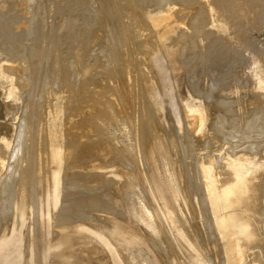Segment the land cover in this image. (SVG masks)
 Wrapping results in <instances>:
<instances>
[{"label":"rangeland","instance_id":"rangeland-1","mask_svg":"<svg viewBox=\"0 0 264 264\" xmlns=\"http://www.w3.org/2000/svg\"><path fill=\"white\" fill-rule=\"evenodd\" d=\"M5 1L8 3L7 0H0V40H1V42L2 41L4 42L5 40H7V38L11 37L12 42L14 44L20 46L21 48L23 47L25 49L27 45L28 46H34L35 47V48L33 47L34 49L40 47V48H38L39 51L33 49L34 52H36V51L40 52L41 48H44L47 45V43L52 42V44H50V46H49V44L47 46L52 47L51 49L53 50V47L54 46L56 47V45L59 41L63 42L64 39L68 38V39H70V42L72 40H74L76 42L78 40L77 38H79V36L81 35L80 31H82L84 29L82 31V35H81L82 37H80L81 41L79 38V41L76 42L77 44L74 41H72V43H69V40L67 39V41L65 40V42H67L66 44H65V42H63L64 46L66 47L65 48L62 46L63 45L62 42L58 43V45H60L62 43V45H60V47H63V48L58 50L59 53L61 50L60 55L57 54L58 48L55 49V47H54L53 52L50 53L49 52V51H51L50 48L49 47L47 48V46H46L43 49V51H44L43 53H46V50H47L48 51L47 57L48 56L49 57L46 59V57H44L43 56L44 54H43L42 58H39L40 62L35 60L36 62H38V66L40 65L39 67H40V69H42V71H43L42 73H44V69L48 70L50 68H53V69L56 68L55 67L56 64H54V63L59 64V62H56V61H60V67H61L60 71L59 70L55 71V69L54 70L51 69V71L48 70V71H50V73L52 71L56 72V75H53L54 74L53 72H52L53 74L52 73L48 74L49 72H47V70H45L47 72V73H45V75L48 74V77L50 75V78H47V76H45L43 74V77L44 76L46 77V78L44 77L45 80H48L46 82L49 83V81L51 80L54 83V81H55V83H54L55 86L58 87V84H60V87H58V89L60 88V90H62L66 86V84L69 85L68 87L73 85V86H71L73 89L69 88V89H71V93L77 92V95L84 97L83 100H85L86 103L91 104L92 101L93 102H95V101L97 102L98 100L100 101L104 92H105L104 95L105 96L107 95L109 98L110 97L109 95H111V97L113 96L111 94V92H113V91L117 92L118 88L121 90L122 88L124 89V88L129 87L130 85H128L127 87H125V85H127V82L129 83L130 80H131L130 83H132V82L134 83V82H138V80L141 81L140 79H143L146 76L148 77V79L152 77L151 78L152 81L145 78V80L147 79L148 82L150 81L149 86H152L150 88L151 89L153 88L152 90L155 89L153 91L154 92L153 97L152 96L150 97V98H152V100H150V98H149V100H147V99L146 100L149 101V104H151V101H153L154 106L152 107L153 104L149 105V106H151V108H153L151 111H154V112H155V110H154V107H155V109H157L156 110L157 113L155 112L154 114H152V112H151V115H152L151 117H153V119H154V121H152V123L153 122H155V123L153 125H151V124L149 125V130L146 129L147 132L148 131L150 133L155 132V133H153L154 135L152 134L153 137H155L154 141L147 143V142H144V140H143V142L145 144L142 142V138H141L142 135L140 136V134H142V133L139 129V125H138L139 123H137V121L135 122V120H137V118H136L137 117V115H136L137 111H140V109H138V108H135V109H137V110H135L136 114H134V117H133L135 120L132 119L133 123L135 122L137 126H134L135 123L133 124L132 122L127 123V121H125V122L113 121L111 123V127H112V130L114 128L115 131L111 130L112 132H110V134H109V139L107 140L108 142L107 141L105 142L104 137H102L104 134L101 131V129H102L101 127H100L101 129H98L97 127H95V130H92L91 129L92 126H91V128L90 129L88 128V130L90 132L93 131V133L95 131L96 136L98 138L101 137L102 140L98 139V138H92V137H91V139H92L91 140L88 137H90V136L96 137L95 134L91 135L92 132L90 133L88 130L85 131L86 133L85 132L82 133L83 130H80V132L82 134L86 135L87 133H89L90 136L88 134L86 136L82 135V138H81L82 140L81 139L80 140L83 143H86L88 140V144L89 143L91 144L89 146L91 149L88 151V153H85L84 155L82 153H79V152L73 153L72 155H70V157H68V158H70L69 159L70 161H68V158H67L66 161L64 163H62V165L64 164V166L61 165L60 166L61 168L58 167V169L60 170L59 174L60 173L62 174V175L60 174L58 177L60 180L59 182H58V178L56 180V179H54V177L52 178V176L50 177L49 175L48 176L50 178H52L53 180L51 179V181H49L50 178L46 177V179L49 178L48 181L50 183L44 182L46 180L45 176L43 178H41V175H39L40 178H39V176L37 177V173L33 172L34 168L32 169L29 167L28 168L29 173L27 175L30 174L31 178L36 179V182H37V185L35 184L33 187L34 192H35L34 194L35 195H37L39 193L40 194L37 196L38 198L35 195H33V196H35V198L33 197L34 200H33V198H31L29 201H27V203L24 204L22 199L20 200L19 195L17 194L18 195V198H17V195L14 193L17 190H21V188H19V189L17 188V190H14V192H13L15 195H13V193H12V199L15 201L7 200V201H3L4 203L2 202V204L0 202V204H1V206H0V208H1V211H0V264H232V262H234V261L238 262L239 257L237 256L236 251H234V248H233L234 243L232 244V242H234V241L236 242L238 237L234 234H232V235L229 234V235H227V238H226L225 235H223V233L218 229V226L215 223V212H211V211H213L214 204H212V206L210 205V207L207 209V208H205L206 206H204V204H203L204 202H199V201H203V200H200V199H202L203 194L201 193V191L200 192L197 191L199 189L196 187V186H198L196 183L199 184V182L201 181L200 185L202 184V180H199L201 178H199V176H198V173H199L198 163H196L197 160H195L197 157H195V156L193 157L191 155H189V156H191V157H189L187 155L185 158H187V160L190 158L191 160H189V161L193 165L190 166L191 163L189 162L190 165L188 164L187 167L190 166L191 168L189 167L187 169L188 170L192 169V170L187 172L186 171L187 169H185L186 165L184 164L185 161H184L183 156H185V154H187V153L184 150V148L186 147V134L184 132L186 124L184 123L185 122L184 120L187 119L185 117H190L191 116L190 114L194 113L192 111L203 110V111H207L208 116H210L209 117L210 119L208 121L209 125L206 124V128H205L207 130V133L211 134V132H210L211 131L210 130L211 125H214L213 122H218V120H221L223 122L224 136L235 135V134H231L235 131L237 134L236 137H238V140H240V141L236 140V143L241 144V145H238V144H235V145L242 146L243 149H242V147H238L239 149H236L237 146H234L233 148H235L237 153L239 151L240 152L238 154H236L235 150L233 151L234 153L232 152V150H230L231 152L229 151L230 152L229 154H232V153L233 154L231 156L229 155V158L230 159H232V158L241 159L242 156H250V153L248 151L251 150L249 148H252L251 154H253V155H251V156H252L254 161H250L249 157H243L241 159L242 160L241 166L243 168H245L246 170H250L249 171L250 176L252 175L253 172H255V173L259 172L257 174V176H261V177H259L260 179H258L257 190L261 189L262 186L264 189V170H263L264 165H263L262 169H259V171H254L256 169L258 170L259 164H261V166H262V164H264V161H263L264 160L263 159L264 158V147H263L264 143H262V142H264V136L261 135L264 133L263 132L259 133L260 131H264V129H263L264 126L262 127V126H260L261 124H259V123H262V119H263V123H264V118L259 119V116H260V118H261V116L263 117L264 112L263 113L261 112L262 114L258 116V118H257L258 121H257L256 125H254L256 127V129H254L255 130L254 132L257 134V136L255 133H253V129H251V130L248 129V125H249L248 123L250 122V120L248 121V118H251V116H248V115H250V114H246L247 116L246 115L243 116L244 114H242V113H246V112H241V109H243V111L249 110V111H247V113L253 112L252 110H250L249 106H251V108L253 109V106L251 104H252V102H254V99H256L258 97V95H261L262 97L260 96V98L264 99V96H263V94H264V92H263V90H264V11L263 10L264 9L262 10V8L264 7L263 6L264 4H262L263 0L255 1L257 3L253 2L255 4L250 2L251 0L246 1V2L241 0V1H243L242 3H244V2L246 3V4L244 3L242 5L243 6L242 11H241V9L238 12H234L232 10V15H234V16H235V14H240V15H236L235 17L232 15H230L231 17L228 16L229 18H231L230 19L231 23H233L232 24L233 29L231 28V25H229L230 21L227 20L228 18H227L226 13L224 14V16L227 19H225L224 17L221 19H224L227 23L221 19H218V20H221V22L223 21L224 24H228L226 27L231 29L230 32H228V33H226L227 31L221 33L222 31L219 29L220 28L219 25L221 22L218 21L219 23L216 22V24H215V22H213L214 18L210 19V21L208 19V21H207L208 23L205 22L206 24H204V26H203V24L202 25L200 24V22L202 20L201 21L197 20L196 22L200 26H198L199 28L195 27V29H197V28L200 29L201 26L206 27L205 29L203 28L204 30L196 31L198 34L196 32H194L195 29L193 31H190L191 29H193V27H194L193 25L191 26V29H189V27H188L189 30H188L187 36H185L186 35L185 30H184V32H180V33H182V35H179L178 39H176L172 42V44L173 43L175 44V45L174 44L172 45V46H174V49H175L174 53L176 54L177 59L179 58V61L175 60V62L177 61V63L174 64V69H172L173 67L171 68V66L169 65V63L167 61V57L163 58L162 55L158 56V58H157L158 60L156 58L154 60L153 57L147 58L146 55H144V58L142 60L143 55H141L142 56L141 57L142 63L140 62V59L138 56H136V57H138V60H137V58H135V56L134 57L131 56L133 52L135 54L136 53L140 54L138 50L141 51L143 49H139L138 47L143 48L141 46L146 42V41L144 42L143 41L144 39L141 38V37L144 38L146 36L143 33V32H145L143 30L144 28L141 25L139 27V24L137 23V21L139 20V23L141 24L140 20H142L143 21L142 23L145 24L146 22L144 19L146 17H143L142 15L146 16L147 15L146 12H149L148 14H150V12L152 14H154V12L157 13V11L159 12V10L161 12L163 9V6L165 5V4L164 5L161 4V2H163V1L160 2L159 0H157L159 2L158 3L155 0H150V2H149V0H144V1L143 0H134L135 2L133 3V0H130V1H132V4H131V2L129 0H128V2H127V0H124V1L123 0H34L33 3H35V4L32 3L33 6L30 9H28L29 10L28 12H30V13L26 12V10L24 9L25 8V4H24L25 0H13V1L10 0L11 2L8 4H6ZM141 1H142V3H141ZM170 1L174 3V0L173 1L170 0ZM179 1H176L175 5L177 2H178L177 5L180 4L182 6L183 4H185V3L182 4V2L184 0H181L182 2H179ZM191 1H195V0H191ZM191 1H189V2H191ZM259 1H262L260 5L258 4ZM16 2L19 3L20 5H18ZM126 2L130 6L129 8L127 6H125V5H128ZM166 2H168V0L164 1V3H166ZM184 2H186V0ZM248 2L251 3V4L249 3V5H250L249 7L252 6V9H254V12L252 11V13L250 12L251 10L250 11L247 10L249 8ZM124 3H125V5H123ZM139 3H140V5H139ZM145 3H146V5H145ZM224 3H226V1L224 2V0H219V1H217V3L215 2V5L217 4V7H218L217 10H221L219 12L218 11L215 12V15H217L218 13H221V12L223 13V11L226 10V9H223V7L227 8V6H225ZM22 4H24L23 5L24 8H23ZM133 4L135 7L132 6ZM226 4H228V2ZM256 4H258L261 7H259L257 5L256 6L257 9H255L254 6ZM4 5H5V7H11V9H12V24L8 25L7 29L2 27V25H5L7 23V19H8V15H7L6 11L1 10V9H3ZM119 5L120 6L123 5L124 9L120 7L119 11H118L117 7H119ZM171 5H173V4L171 3ZM245 5H247V6H245ZM137 6H139V8ZM159 6H160V9L158 8ZM166 6H164V7L166 8ZM111 7L113 8V11L116 12V14H115V12L112 11ZM140 7H142V9ZM130 8H131V10H130ZM134 8L136 10H134ZM151 8H153V9H151ZM157 8H158V10H156ZM31 9H33V10H31ZM120 9H123V11ZM125 9H127V10L125 11ZM128 9H129V11H128ZM243 9L246 10L247 13ZM249 9H251V8H249ZM258 9H260V10H258ZM109 10H110V12H109ZM132 10H134V11H132ZM234 10L237 11L238 9L234 8ZM255 10L258 11L259 13L256 12ZM120 11L122 12V14L119 13ZM248 11L251 14L255 13L254 15H252V16H256V18L253 17V18H255V20L260 15L262 16V18L260 16L258 18L259 20L257 19L258 22H256L257 20L254 21V19L251 18L252 17L251 15H249L247 17V15L249 14ZM31 12L33 15L31 14ZM123 12L126 14H124ZM132 12H134L133 17L138 16L139 18L143 17V19H138V18L136 19V17H135V20H137V21H135L133 24H131L134 21V18H132ZM260 12H263V13H260ZM135 13H136V15H135ZM127 14L129 15V17ZM130 14H131V17H130ZM257 14H258V16H257ZM120 15L121 16L123 15L124 19ZM33 16H34V19L36 20L35 22H34V19H32ZM237 16H240V17H237ZM243 16H246L248 19L247 18L241 19ZM102 17H103V19H102ZM23 18H24V20H23ZM117 18H121V19H118V21H117ZM129 18L130 19L132 18V20H129ZM208 18H210V17H208ZM238 18L241 19V21L237 22L236 20H238ZM249 18H250V20H253V23H251ZM40 19L43 20L44 22H41ZM103 20H105V21L103 22ZM119 20H120L121 25H122V22H124V21L125 22L123 24L125 25L126 22L128 23V20H129L130 26H128V25L122 26L123 28L121 26L119 27V25H120V24H118ZM122 20H124V21H122ZM194 20H196V18ZM211 20H212V23H210ZM243 20L244 21L247 20L248 22L246 21V23H245ZM87 21L90 22V24L92 23L91 24L92 31H91V27H89L90 25L87 24L88 23ZM193 21L191 20V24ZM28 22H30V23L28 24ZM109 22H111L113 25ZM196 22H194L195 26H197ZM254 22H256V24ZM259 22L261 24L263 23V25H261ZM73 23H75L74 26L75 25L77 26V24H78V26L80 25V28L82 30H80V28L78 26L77 27L79 29L77 28V30H76L75 29L76 26L74 27L72 25ZM135 23H137L138 25H137V28L134 29L135 31L133 30L134 32H132V29L135 27ZM223 23H222V25H223ZM257 23H259V25ZM27 24H28V26H27ZM85 24L88 25L89 29L88 28L87 29L89 31H91L90 36H88L89 31L85 28V27H87V25H85ZM108 24H110V25H108ZM208 24H210L212 28L214 27V25L215 26L217 25L216 28H218L219 30L214 29V31H213V29H212L211 30L212 32H210L211 28L210 27L207 28ZM29 25H30V27H33V28H31L32 30L34 29L32 32V35H31V33L28 34V32H27ZM133 25H134V27L131 28V31H130L132 33H128L126 30L127 29L129 30V28L132 27ZM260 25H261V27H260ZM72 26L74 27V29ZM107 26H109V27H107ZM111 26H112V28H111ZM189 26H190V24H189ZM46 27L48 30L46 29ZM124 27H126V30H125L126 35H124L123 30H122L123 32L121 31V28L124 29ZM140 28H141V30H140ZM51 29H53V30H51ZM74 30H75V33H72V31L74 32ZM119 30L123 34V38H121V39L118 37V33L120 32ZM76 31H78V32L76 33ZM110 31L114 36L117 35V37H118V38L115 37L116 40L114 42H112L114 39V36L112 37ZM206 31H209L210 33H214V35L217 34V32H215V31H218V34L216 37L220 38V39L216 40L217 38H213V37L206 38L205 34H208V32H206ZM83 32H84V34H83ZM85 33H88V34H85ZM127 33L130 34V36H127ZM184 33H185V35H184ZM200 33H202V34H200ZM57 34H59L58 35L59 37H60V35L64 34L60 38L62 40H59V37L55 36ZM68 34H70L69 35L70 37L68 36ZM73 34H78V36L75 35L74 38H72ZM107 34H108V36L110 35L109 39H107V37H108ZM131 34H132V36H131ZM222 34H223V36H222ZM232 34H234V35H232ZM65 35L67 36V38H65L66 37ZM133 35L135 37L137 36L136 37L137 41L135 40V42L132 41V43H129L128 41L131 42V40H133L135 38V37L133 39L131 38V37H133ZM220 35H221V37H220ZM224 35H226V36H224ZM84 36L86 38H84ZM105 36H107V37H105ZM180 36H182V37H180ZM184 36H185V38H184ZM201 36L202 37L204 36L203 37L204 39ZM111 37L113 39L110 40ZM124 37H127V38L130 37L128 39H131V40L127 41L126 40L127 38L124 39ZM195 37H196V39H195ZM75 39H77V40H75ZM105 39L109 40L110 42L105 40ZM122 39L125 41H121ZM138 39L139 40L141 39L143 44L141 43V41H138ZM182 39H184V41H182ZM188 39H190V40H188ZM207 39H208V41H207ZM56 41H58V42L53 45V42H56ZM88 41H90V42L87 43ZM185 41H187V42L185 43ZM214 41H216V42H214ZM44 42H45V44H44ZM175 42H177V43H175ZM180 42L182 43V45ZM79 43H81V44L79 45ZM113 43H115L118 47L119 46L122 47L121 45L123 43V45L125 44V47H127V48H125L123 46V48L119 49L117 47V49L120 51L119 52L118 50H116V47H115L116 45L114 46L115 48H112ZM67 44L70 45L69 47H70L71 54L72 53L75 54V52H74L75 49L72 52V49L74 47L77 48L76 51L79 49L78 50V52L80 51L79 53H81V52L86 53L85 54L86 56L89 54L87 57L84 54L79 55L80 60L84 59V61L88 62L87 68H85L86 64H83V63H85L84 61H82L83 65L80 62H77V61H80L79 58L77 59V57H76V56H78L79 53H76V55H73V54L71 55L69 53V49H67V47H68ZM71 44H72V46H74V45L75 46L72 47ZM184 44L185 45L190 44V45L184 46ZM215 44H217V45H215ZM238 44H239V46H238ZM246 44H248V45H246ZM51 45H53V46H51ZM88 45H90V47H88ZM110 45H112V46H110ZM129 45L132 46L133 51L131 49H130V51H128V49L131 48ZM211 45H213V46H211ZM244 45H246V46H244ZM108 46L112 48V49H110V51H111V52H109L110 54L112 52L115 53L114 50H116V53L112 54L114 56L115 55L117 56V53H118V55L119 54L121 55L122 53L124 55V53L127 52L125 55L126 58L123 56L125 59H127V60H125L123 58L124 61L122 63L124 64V66L118 60L117 61L114 60L116 57L115 58L113 57V60H112V58H111L112 55H109V54H108V56L111 58V60L107 61L108 56H107L106 50L108 48V51H109ZM133 46L135 47L134 49H133ZM215 46H217V47H215ZM221 46H223L222 49L220 48ZM79 47H84V48L80 50ZM85 47H87L88 50ZM179 47L182 48V51H180V52L178 49ZM194 47H197L198 49L197 48L194 49ZM212 47H214L215 49H211ZM241 47L243 48L242 50H241ZM21 48H20V50H21ZM183 48L187 49L184 52L185 54H187V56L182 53L184 50ZM84 49H86V51H84ZM122 49H125L124 52L122 51ZM224 49L228 50V51H225ZM237 49H238V51H237L238 53L235 51ZM66 50L68 51V54H70L69 55L71 57L70 60H68L69 58H62L64 56V55L62 56V53L64 52L66 55ZM134 50H136V51H134ZM206 50H209V51H206ZM210 50L214 51V52H211ZM121 51H122V53H121ZM143 51H141V54L145 53V52L143 53ZM178 52L181 53L180 55H183V56H178V54H179ZM49 53H50L51 57H50ZM55 53L57 54V56ZM129 53H131V54H129ZM134 53H133V55H135ZM206 53H208L209 55H207ZM68 54L66 57H69ZM205 54L207 55V57ZM219 54H221V56ZM52 55H54V57H53L54 59H52ZM82 55H84V58L81 59ZM90 55L92 56V58ZM210 55H212L213 57H211ZM105 56L107 58H105ZM55 57H58V59ZM128 57H130V58H128ZM159 57H161V59H159ZM215 57H216V59L219 58L220 61H218V59L216 60ZM49 58L52 61H50ZM72 58H74V60H72ZM101 58H103V59H101ZM110 58H108V59H110ZM182 58H184V59H182ZM238 58H239V60H238ZM44 59L46 62L47 61L49 62L50 66L47 65L48 62L46 63L44 61ZM88 59H90V60H88ZM129 59L133 63H135L136 61L137 62L139 61L138 62L139 64L136 62L138 64V66H141L142 64H144V66L142 65L141 66L142 68L137 67V64L135 63L136 64L135 66L137 68H135V66H134V69H135L134 70V69H132L133 66H131V64H133V63H129L130 66L128 63H125L127 61L129 62ZM131 59H135L136 61L134 62V60L132 61ZM144 59H146L145 61H148V60L152 61L153 60V62L151 64H149V65H152L150 68V71L148 70L150 66H148V62H147V64H145L146 62H143ZM212 59H215V60H212ZM41 60H42V62H41ZM54 60H55V62H54ZM61 60H63V63H61ZM71 60L76 62L77 66H75V63L72 64ZM247 60H249V61L247 62ZM65 61H68V63H65ZM112 61L114 62V64H116V62L118 64L120 63L119 65L122 66L123 68L120 67L119 65H117L119 68H118V70L115 69V68H117V66H114V64L111 65L110 63H112ZM180 61L184 62V64L186 63V65H184ZM96 62L98 64H96ZM105 62L108 65H110L111 67L108 66ZM42 63L45 64L46 68H44L45 66ZM50 63H52V65ZM69 63H70V65L68 68H71L70 66L74 65L70 69L72 73L60 74L62 76H64V75H66L67 77L69 76V78L64 76L65 80H67V79L69 80L68 81L69 84H68L67 81H65V80L63 81L62 78H64V77H62V76L59 77V74L57 76V72L59 71L58 73H62L61 69L62 70L67 69V71H68V68H65V69H63V68L65 67L66 64H69ZM58 64L56 65L57 67H59ZM61 64L62 65L65 64L63 68H62ZM80 64L82 66H84L85 69H88L91 66L90 67L91 71L89 69L87 71L84 68H83V70L80 69L78 67V66H80ZM89 64H91V65H89ZM92 64H93L95 69L92 67ZM103 64L104 65L106 64V66H107V68L104 66L105 67L104 70L106 71V73L102 70L103 68H101V67H103ZM126 64H128L129 68L127 66H125ZM217 64H219V65H217ZM53 65H54V67H53ZM241 65L244 67H241ZM82 66H80V67L82 68ZM145 66H148L147 71H146L148 73H146L144 70H142V69H144L143 67H145ZM178 66H180V67H178ZM233 66L235 68H233ZM73 67H75V70ZM124 67L128 70L131 69L132 72L127 73V72H130L131 70L128 71ZM77 68L79 69L78 70L79 73H78V71H77V73H75ZM112 68H114L115 70ZM139 68H141L142 71L139 70ZM120 69L123 72H124L123 69H125L127 72L122 73L121 71H119ZM136 69H138V70H136ZM235 69H237V70H235ZM112 70H114L115 72L111 73ZM133 70L136 73H139V71H140L141 73L143 72V74L146 73L149 75L144 74L145 75L144 76L143 74L141 75L139 73L140 76L139 75L138 76L140 77V79L137 80L136 79L137 75H135L136 77L133 76L134 74H136V73H134ZM173 70H174V73H173ZM232 70H235V71H232ZM73 71H74V74H73ZM83 71H85L88 74V76H85V74H84L85 72H83ZM100 71H101V74L102 75L104 74V76H106V77L100 75ZM117 71L121 72V74L123 76L125 73H127V74H125L127 76H124V78H122V75L120 73H118ZM80 72H81V74H83L86 77V78L84 77L85 79L80 74ZM107 72H109V73H107ZM226 73H228V74H226ZM70 74H72L73 77L70 78ZM78 74H80V75H78ZM89 74H91V75H89ZM95 74L97 76H100V78L96 77ZM107 74H109V75L111 74V75L109 76ZM130 74H132L131 77H130ZM225 74H226V77H225ZM30 75H32V74H30ZM51 76L52 77L55 76L53 78V80L51 79L52 78ZM74 76L77 77L78 80H80L79 84L77 83L78 80ZM79 76H80V78H79ZM93 76H95V78ZM115 76H116V79H114ZM142 76H143V78H142ZM117 77L121 78L120 81H119V78H117ZM133 77L136 80L133 79ZM59 78H60V82L58 81ZM74 78L76 80L75 82L73 80ZM82 78H83V80H82ZM127 78H131V79L129 80ZM220 78L222 79V81ZM94 79L96 81H94ZM84 80H86V81H84ZM97 80H99L98 82H100L102 84L96 83ZM127 80H129V81H127ZM246 80L249 83H247ZM56 81H58L57 82L58 84L56 83ZM157 81H158V83H157ZM61 82L62 83L66 82V84L64 83L65 84L64 87H63L64 84L61 85L62 84ZM70 82H72L74 84H72ZM83 82L84 83L86 82V83L84 84ZM106 82H108V83L106 84ZM118 82H119V84H118ZM151 82L153 84H151ZM112 83H114L115 85ZM120 83H121V86H120ZM160 83H161V85H160ZM35 84L39 85L38 82H35ZM111 84H112L113 88L111 87ZM74 85H76L77 87H80V88H77ZM84 85H85V87L83 88L82 86H84ZM86 85H87V87H86ZM133 85L135 86L136 84H133ZM253 85H255V86H253ZM55 86L53 87L51 85V82H50V87L55 89ZM115 86L117 89L114 88ZM134 86H130L127 89H130V88L134 89ZM149 86H148V91L151 90V89H149ZM239 86L241 89L239 88ZM57 87H56V89H57ZM74 87L76 88V91H73V90H75ZM107 87H109L107 89L109 93H107L106 92L107 90L104 89ZM66 88L67 87H65L64 89H66ZM100 88H103L104 91H100ZM110 88H111V91H110ZM80 89H82L81 90L83 92L82 95L78 94V92H80L79 91ZM97 89H99V90H97ZM31 90L33 91V89H31ZM31 90H29L30 92H27L26 95L33 96V93ZM67 90H68V88L65 91H67ZM143 90L145 91L144 88H143ZM257 90H259V91L257 92ZM26 91H27V89H26ZM98 91H100V92H98ZM141 91L142 90L140 89V92ZM238 91H241V92H238ZM155 92H156V94H155ZM223 92H225V93H223ZM262 92H263V94H262ZM97 93L98 94L103 93V94L101 96V94L98 95ZM221 93H223V94H221ZM138 95H139V92L136 91V96L138 97ZM31 96H30V98H31ZM80 96H79V99H80ZM89 96H90V98L88 99V101L93 99L91 102H88L86 100V97L88 98ZM95 96H96V98L97 97L98 98L96 99ZM93 97L95 98V101H94ZM208 97H210V98H208ZM235 97H239V99L236 98L237 102H236ZM73 98L76 100L75 97H73ZM82 98L80 100L83 102ZM103 98H104V96H103ZM79 99H78L79 102L77 100H76L77 102L75 101L76 107H78V109H79V106L85 105L84 102L81 104L80 103L81 101ZM105 99H106V97H105ZM208 100H210V102ZM238 101H243V102H238ZM248 101H249V104H248ZM262 101H264V100H262ZM69 102L72 103L73 101L69 100ZM96 102H95V104L97 105L98 102L97 103ZM239 103L241 105L243 103L244 107L241 106ZM45 104L48 107V104L47 103H45ZM95 104H93V106H95ZM39 105H42V104H39ZM47 107L44 109L45 111H46ZM131 107L133 109V107H135V104L133 106V103H132ZM241 107H243V108H241ZM42 108H43V106H42ZM236 108H237V110H233ZM263 108H262V110L264 111ZM41 110H43V109H41ZM82 110H84V108ZM215 110H216V112H215ZM221 110L225 111V113ZM253 110H255V109H253ZM82 112L83 111H81L80 113H82ZM234 113H239V114L237 117L236 116L233 117ZM87 114H89V113L87 112ZM187 114L190 116H187ZM215 114H216V117L213 116ZM217 114L219 116H217ZM135 115H136V117H135ZM153 115H156L157 117H155ZM216 118H219V119L217 120ZM224 119H227V120L223 121ZM231 119L233 121H231ZM240 120H242V121H240ZM157 121H158V124H157ZM247 121H248V123H247ZM117 124H118V126H117ZM88 126L90 127V125H88ZM150 126H152V128H150ZM225 126H227V127H225ZM153 127H155L154 130H152ZM260 127H261V130H260ZM231 128L233 129V131L228 132ZM257 128H259V129H257ZM239 129H240V131H239ZM243 129L246 130L245 131L246 133L242 132V131H244ZM98 131H100V134ZM248 132H250L251 134H249ZM79 133H78V135L81 136V133L80 134ZM239 133H241L243 135H240ZM100 135H102V136H100ZM119 136L121 139L119 138ZM240 136L242 138H244V136H246V137L248 136V137H251L252 139L248 138L249 139L248 140V139H246V137L244 139H242V138H240ZM253 136H254V138H253ZM260 136H262V138H260ZM41 137H42V135H40V138ZM43 139L45 140V142L48 143L47 137H44ZM85 139H86V141H84ZM95 139L96 140L98 139L97 141H100V142L97 143V141ZM122 139H124V141ZM243 140H244V143H243ZM131 141H132V144H131ZM223 142L226 144L229 143V142H226L225 139L223 140ZM94 143L97 144V146L96 145L92 146V145H94ZM141 144L143 145V148H145V149L142 148ZM183 144L185 145V147L182 146ZM245 144L248 145V146H246V149H244V146H243ZM229 145H230V143H229ZM251 145H253V146L249 147ZM220 146H221V148H220ZM222 146H225V147L223 148ZM206 147H204V148L206 149ZM213 147L216 148L217 150L218 149L221 150V152L218 151V154H221L224 151L226 152V150H227L226 145H224L221 142H219V143L217 142L216 145ZM213 147H211V148H213ZM253 147H255V148H253ZM211 148L207 147V150L211 149ZM230 148H232V147L230 146ZM259 148L261 151H259ZM94 149H95V153H94ZM97 150H99V154H98ZM187 150H189V149H187ZM201 150H204L203 147ZM207 150H205V151H207ZM244 150H246V151H244ZM255 150L258 151V153H256ZM182 152H185L184 155L182 154ZM203 152H202L200 159H198V160H200V162L202 163L203 166L206 165L207 167H209L210 164H211V166H213L212 165L213 159H211L209 157H205L207 155V153H203ZM246 152H248V153H246ZM259 152H262V153H259ZM90 153H93L94 156H91L92 154L90 155ZM226 153L222 154V157H223V161H222L223 163H221L222 165L220 164V165L215 166L216 167L215 173H217V174H215V176L217 175L216 180H218L220 183L219 184L217 181L216 187L218 189L220 188L219 190H222V189L230 186L236 180V178L234 177V176H236L234 170L231 168L227 169L228 168L226 166L227 161L225 162L226 157H224V154H226ZM75 154H76V158L71 157V156H74ZM77 154L80 155V156L78 155L79 156L78 160L81 161L80 163L75 162L76 161L75 159L78 158ZM81 154L83 157H85V155L88 154V156L86 155V158L88 159V161H85L87 159L86 158L83 159V157H81ZM144 154H147V155H144ZM203 154H205V155H203ZM95 155H96V157H95ZM255 156H256V158L254 159ZM92 157H93V159H92ZM192 157L194 158L195 162L192 160ZM204 157H205V159H204ZM18 159L20 160V158H18ZM101 159H103V160L101 161ZM113 159H115V160H113ZM82 160H84L86 165H84V162ZM91 160H93V161H91ZM73 161L75 162V164L79 163L81 167H79V164L75 165L73 163ZM14 162H15L14 163V167H15L16 166L15 164L17 163V159H15ZM143 162H145V163H143ZM193 162L196 164V166ZM252 162H254V163H252ZM18 163H17V166H19V167L14 168L15 171L17 169L21 170L20 169L21 166H20V164L18 165ZM20 163H21V161H20ZM90 163L92 164L93 167L90 166L91 165ZM132 163H133V165H132ZM187 163L188 162H186V164ZM76 166H78V167H76ZM95 166H97V167H95ZM183 166H184V168H183ZM88 167H90L91 169L89 168L90 169L89 170ZM217 167L218 168L221 167V168L218 169ZM31 169H32V173H34L35 175L34 174L32 175V173L30 172ZM87 170H89V171H87ZM184 170L186 172H184ZM35 171H36V169H35ZM194 172L196 175H192ZM190 174H191V177H190ZM67 175H68V177H67ZM19 176H18V178H19ZM32 176H34V178ZM261 178H263V180H261ZM256 179H257V177L255 178V180ZM39 180L43 183V185L46 188L43 187L42 183ZM67 180H68V182H67ZM191 181H193V182H191ZM260 181H262L263 183H260ZM51 182H53L54 184H52ZM259 183L262 186H259ZM221 184H222V186H221ZM187 185H188V187H187ZM35 186H39L40 188L42 187L41 190L43 189V193L41 194L42 191H39V193H38L37 192L38 189ZM18 187H21V186H18ZM59 187H60V189H59ZM194 187L197 189L196 191H193ZM252 188H254L253 184H252ZM44 189L45 190L47 189L48 191H45ZM190 189H191V191H190ZM70 190H71V192H70ZM75 190H77V191H75ZM262 191L264 192V190H261V191L259 190L257 192L258 193L257 196H264V194L261 193ZM193 192H195V193H193ZM49 193H50V195H49ZM199 193H201V194H199ZM47 195H49V196L47 197ZM51 195H53V196L50 197ZM14 196H16V197H14ZM129 196H130V198H128ZM130 199H133V200H130ZM259 199H257L258 200L257 202L255 201L257 204H259V206H257V208H256L255 207L256 205H254L255 209H257V210H255L257 212V214H259V212L262 211L264 208L263 207L264 205L261 206L262 202L260 203V201H263L264 199H262V200L260 199V201H259ZM134 200H136V201H134ZM33 201H34V203H33ZM7 202L9 203V205ZM125 202H127V203H125ZM11 204L13 205V207ZM34 207H35V209H34ZM7 209L10 211H8ZM206 210H207V212H206ZM236 210H239V209H236ZM260 213H262V212H260ZM263 213H264V210H263ZM258 216H259V219L262 216V219L261 220L257 219V222H256V220L255 221L253 220L254 222H253V224L250 225V227H249L250 229L248 230L249 235L247 234L248 236H251V239L253 238V240L249 241V240H245V238H242L239 240L240 246H241V248L243 250V254H244V258H243V261L241 264H264V249H263L264 248L263 247L264 246V232H263L264 230H261V229H264V228H261V227H264V222H263L264 215L262 214V215H258ZM258 216H256V217L258 218ZM209 217L211 219H209ZM206 221H207V223H206ZM209 222L212 224H210ZM259 222H261V223H259ZM208 224H210V226H208ZM254 224L256 225V227ZM258 224H261V227L259 229L260 231L258 230V228H259V226H257ZM209 227H211V228H209ZM210 229H214V230H211L213 233H211ZM216 231H217V233H216ZM261 232L263 233V235ZM258 234H261V235H258ZM259 236H261V237H259ZM210 237H213L214 240H213V238L208 239ZM221 238H223V239H221ZM224 240H226V241H224ZM229 241H231V243H228ZM223 243H225V244H223ZM256 243H257V246H256ZM258 244H259V246H258ZM260 244H261V247H260ZM221 246H223V247H221ZM170 249L172 251H169ZM221 249H223L224 253L222 252ZM227 250H229V251H227ZM236 258H237V260H236Z\"/></svg>","mask_w":264,"mask_h":264},{"label":"bare ground","instance_id":"bare-ground-1","mask_svg":"<svg viewBox=\"0 0 264 264\" xmlns=\"http://www.w3.org/2000/svg\"><path fill=\"white\" fill-rule=\"evenodd\" d=\"M8 1V3H10L11 1H13V0H7ZM124 1V0H123ZM130 1V0H129ZM144 1V0H143ZM156 2H158L157 0H155ZM160 2L161 1H163V2H161V4H165L164 6H166L167 4V6H166V8L163 6V9H162V11L160 12V10H159V12L157 11V13L156 12H154V14H152L151 12H150V14H148L149 12H146L147 13V15L145 16V15H142L143 17H146L144 20H145V24H143L142 22V20H140V22H141V24L139 23V20L137 21V20H135V17L136 16H134L133 17V13L134 12H132V18H134V21L131 23V24H133L135 21H137V23L139 24V27H140V25L144 28H142L145 32H143L144 33V35H146L144 38L143 37H141L142 39H144L143 41L145 42L144 44L142 43V41H141V39L139 40L138 39V41H141V43L143 44H141L142 46L141 47H143V48H140V47H138L139 49H143V50H141V51H143V53L144 54H141V51L140 50H138L139 51V53L140 54H138V53H134L135 55H133V53H132V55L131 56H135V58H137V60H138V57H139V59H140V62L142 63V60H143V58H144V55H146L147 56V58L148 57H153L154 58V60H155V58L157 59L158 58V56H160V55H162V57L164 58V57H167V61H168V63H169V65L171 66V68L172 69H174V64L175 63H177V61H179V58L177 59V56H176V54L174 53V46H172L173 44H172V42L174 41V40H176V39H178V37H179V35H182V33H180V32H184V30H185V33H186V35H185V33H184V35L185 36H187V34H188V30L189 29H191V26L193 25L194 27H193V29H191L190 31H193L194 29H195V27H198V26H200V25H198L197 24V20H199V21H201L200 22V24L202 25L203 24V26H204V24H206V23H208L207 21H208V19H209V21H210V19H212V18H214V20H213V22H215V24H216V22L217 23H219V22H221V20H223V21H225L224 19H221V18H225V19H227V20H229L230 21V19L231 18H229V17H231L230 15H232V10L234 11V12H238L240 9H241V11H242V5L246 2V1H250V0H243V1H245L244 3H242L243 1H241V0H224V2L226 1V3L228 2V4H226V3H224V5L225 6H227V8L225 7H223V9H226L225 11H223V13L221 12V13H218L217 15H215V12H219V11H221V10H217V4L215 5V2L217 3V1H219V0H195V1H191V0H186V2H182L181 0L179 1V0H174V3L173 2H171L170 0H168V2L170 3H172L173 5H171V3L169 4L168 2H166V3H164V1L165 0H159ZM173 1V0H172ZM176 1H179V2H182V4L183 3H185V4H183L182 6L179 4V5H177V3H176V5H175V2ZM189 1H191V2H189ZM255 1H257V0H251L250 2H255ZM6 2V1H5ZM19 2V1H18ZM24 2V1H23ZM34 2V0H25V2H24V4H25V8H24V4H22V6H23V8L26 10V12H28L29 10L28 9H30L33 5H32V3ZM127 2H128V0H127ZM126 2V3H127ZM131 2V4H132V1H130ZM135 1L133 0V3H134ZM146 2V1H145ZM149 2H150V0H149ZM250 2H248V7L250 6L249 5V3ZM261 2L262 1H259V5L261 4ZM263 2H264V0H263ZM262 2V4H264ZM7 2H6V4H8ZM17 3V2H16ZM21 3V2H20ZM122 3V2H121ZM141 3H142V1H141ZM159 3V2H158ZM255 3H257V2H255ZM255 3H253V4H255ZM18 5H20L19 3H17ZM33 4H35V3H33ZM41 4V3H40ZM128 4V3H127ZM130 4V5H131ZM136 4V3H135ZM246 4V3H245ZM251 4V3H250ZM258 4H256L255 6H254V8L255 9H257L256 8V6L258 5ZM42 5V4H41ZM44 5V4H43ZM123 5H125V3L123 4ZM123 5L122 6H120L119 5V7H117L118 8V11H119V8L121 7V8H123L124 9V7H123ZM139 5H140V3H139ZM143 5V4H142ZM141 5V6H142ZM145 5H146V3H145ZM258 5V6H259ZM52 6V5H51ZM125 6H127L128 8L130 7L129 6V4L128 5H125ZM132 6H134V4L132 5ZM131 6V7H132ZM245 6H247V5H245ZM244 6V7H245ZM264 6V5H263ZM262 6V7H263ZM39 7V6H38ZM135 7V6H134ZM138 8H139V6H137ZM182 7V8H181ZM259 7H261V6H259ZM112 8V7H111ZM141 9H142V7H140ZM159 9H160V6L158 7ZM158 8L156 9V10H158ZM234 8H237L238 10L237 11H235L234 10ZM249 8H251V9H249ZM247 10H251L250 12L252 13V11L254 12V9H252V6L251 7H249ZM11 9V7H5V5H4V7H3V9H1V10H3V11H6V13H7V15H8V19H7V23L5 24V25H2V27L3 28H6L7 29V27H8V25H10V24H12V9ZM116 9V8H115ZM123 9H120V10H122L123 11ZM133 9V8H132ZM151 9H153V8H151ZM264 9V7L262 8V10ZM31 10H33V9H31ZM50 10V9H49ZM127 9H125V11H126ZM130 10H131V8H130ZM134 10H136L135 8H134ZM134 10H132V11H134ZM244 10V9H243ZM258 10H260V9H258ZM112 11H113V8H112ZM124 11V12H125ZM128 11H129V9H128ZM143 11V10H142ZM244 11H246V10H244ZM243 11V12H244ZM249 11H248V13H249ZM256 11V10H255ZM264 11V10H263ZM109 12H110V10H109ZM113 12H115V11H113ZM123 12V13H124ZM131 12V11H130ZM242 12V13H243ZM256 12H258V11H256ZM28 13H30V12H28ZM119 13H121L122 14V12L120 11ZM144 13V12H143ZM145 13V14H146ZM156 13V14H155ZM226 13V15H227V18L224 16V14ZM228 13V14H227ZM246 13H247V11H246ZM251 13H249L248 15H247V17L249 16V15H254L255 13H253V14H251ZM259 13V12H258ZM260 13H263V12H260ZM31 14H32V12H31ZM37 14V13H36ZM115 14H116V12H115ZM124 14H126V13H124ZM141 14V13H140ZM30 15V14H29ZM33 15V14H32ZM128 15V14H127ZM126 15V16H127ZM135 15H136V13H135ZM236 15H240V14H235V16ZM24 16V15H23ZM35 16V15H34ZM34 16L32 17V19H34ZM45 16V15H44ZM121 16V15H120ZM119 16V17H120ZM125 16V15H124ZM140 16V15H139ZM141 16V17H142ZM229 16V17H228ZM232 16H234V15H232ZM234 16V17H235ZM257 16H258V14H257ZM261 16V15H260ZM259 16V17H260ZM30 17V16H29ZM110 17V16H109ZM122 18H123V15L121 16ZM128 17H129V15H128ZM130 17H131V14H130ZM143 17L142 18H139L138 16L136 17V19L138 18V19H143ZM208 17H210V18H208ZM237 17H240V16H237ZM236 17V18H237ZM246 16H243L241 19H245V18H247ZM253 17H255L256 18V16H252L251 18H253ZM258 17V18H259ZM14 18V17H13ZM26 18V17H25ZM28 18V17H27ZM36 18V17H35ZM38 18V17H37ZM111 18V17H110ZM132 18L130 19L129 18V20H132ZM196 18V20H194V19ZM202 18V19H201ZM255 18H253L254 19V21H256L255 20ZM261 18H262V16H261ZM31 19V18H30ZM42 19V18H41ZM40 19V20H41ZM100 19V18H99ZM102 19H103V17H102ZM101 19V20H102ZM108 19V18H107ZM118 19H121V18H117V21H118ZM124 19V18H123ZM218 19H221V20H218ZM241 19H239L238 18V20H236L237 22H239V21H241ZM248 19V18H247ZM23 20H24V18H23ZM111 20V19H110ZM128 20V23L126 22V24L124 25L123 23L125 22L124 20H122V21H124V22H122V25H121V23H120V20H119V23L118 24H120L119 25V27L121 26H130L129 25V21ZM191 20L193 21L192 22V24H191ZM249 20H250V18H249ZM259 20V19H258ZM258 20L256 21V22H258ZM262 20V19H261ZM260 20V21H261ZM29 21V20H28ZM36 20L34 19V22H35ZM38 21V20H37ZM97 21V20H96ZM105 20H103V22H104ZM112 21V20H111ZM219 21V22H218ZM223 21L220 23V30L222 31H220L221 33H223V32H226V33H228V32H230V30L231 29H229V28H227L226 26L228 25V24H224L223 23ZM228 21V22H229ZM235 21V20H234ZM244 21V20H243ZM247 21V20H246ZM246 21H244L245 23H246ZM251 21V23H253V20H250ZM249 21V22H250ZM263 21V20H262ZM261 21V22H262ZM41 22H44L43 20H41ZM88 22V21H87ZM194 22H196V25L197 26H195L194 25ZM206 22V23H205ZM226 22V21H225ZM248 22V21H247ZM256 22H254L255 24H256ZM30 22H28V24H29ZM107 23V22H106ZM109 23H111V22H109ZM137 23H135V27H134V25L132 26V27H128L129 28V30L127 29L126 30V27H124V29H122L121 28V31L124 33V35H126L125 34V32L127 31L128 33H132V32H134L135 30V28H137ZM199 23V22H198ZM210 23H212V20H211V22ZM222 23H223V25H222ZM227 23V22H226ZM260 23V22H259ZM259 23H257L258 25H259ZM28 24H27V26H28ZM74 24L75 23H73L72 25L74 26ZM77 24V23H76ZM87 24H89L90 26L89 27H91V24H90V22H88ZM87 24H85V25H87ZM97 24V23H96ZM112 24V23H111ZM116 24V23H115ZM189 24H190V26H189ZM232 24L233 23H231V21H230V23H229V25H231V28H232ZM242 24V23H241ZM261 24V23H260ZM35 25V24H34ZM108 25H110V24H108ZM113 25V24H112ZM210 24H208L207 25V28L208 27H210L211 29H210V32H212L211 30L213 29V31H214V29L215 30H219L218 28H216V26L214 25V27L212 28L211 27V25L209 26ZM239 25V24H238ZM243 25V24H242ZM261 25H263V23L261 24ZM261 25H260V27H261ZM46 26V25H45ZM72 26V27H73ZM76 26V25H75ZM74 26V27H75ZM77 26H78V24H77ZM75 27V29L77 30V28L79 27L80 28V25L78 26V27ZM94 26V25H93ZM115 26V25H114ZM117 26V25H116ZM203 26H201V28L200 29H195V31L194 32H196V31H200V30H204L206 27H203ZM213 26V25H212ZM254 26V25H253ZM252 26V27H253ZM257 26V25H256ZM49 27V26H48ZM74 27H73V29H74ZM107 27H109V26H107ZM118 27V28H119ZM134 27V28H133ZM138 27V28H139ZM188 27H189V29H188ZM230 27V26H229ZM23 28V27H22ZM28 28V27H27ZM31 28H33V27H30V25H29V28L27 29L28 31V34H30L31 33V35H32V32H33V30L31 29ZM37 28V27H36ZM78 28V29H79ZM86 29L88 28V25H87V27H85ZM97 28V27H96ZM111 28H112V26H111ZM131 28H133L132 29V32H130L131 31ZM141 28H140V30H141ZM204 28V29H203ZM227 28V29H226ZM46 29H47V27H46ZM55 29V28H54ZM85 29V30H86ZM89 29V28H88ZM87 29V30H88ZM110 29V28H109ZM120 29V28H119ZM229 29V30H228ZM233 29V28H232ZM23 30V29H22ZM44 30V29H43ZM48 30V29H47ZM51 30H53V29H51ZM80 30H82L81 28H80ZM84 30V29H83ZM82 30V31H83ZM115 30V29H114ZM126 30V31H125ZM134 30V31H133ZM142 30V31H143ZM187 30V31H186ZM209 30V29H208ZM225 30V31H224ZM79 31V30H78ZM78 31H76V33L78 32ZM82 31H80L81 32V35H82ZM89 31V30H88ZM91 31H92V27H91ZM91 31H89L88 33H85V34H88V36H90V33H91ZM116 31V30H115ZM120 31V30H119ZM119 32L118 33V37L121 39V38H123V34H122V32ZM79 32V33H80ZM86 32V31H85ZM202 32V31H201ZM204 32V31H203ZM206 32H208V34H205V36H206V38H211V37H213V38H217L216 36H217V34H218V31H215V32H217V34L216 35H214V33H210L209 31H206ZM42 33V32H41ZM72 33H75V30H74V32L72 31ZM78 33V34H79ZM110 33H111V31H110ZM127 33V36H130V34H128ZM136 33V32H135ZM134 33V34H135ZM197 33V32H196ZM36 34V33H35ZM46 34V33H45ZM71 34V33H70ZM70 34H68V36L70 35ZM78 34H73L72 35V38H74V36L76 35V36H78ZM83 34H84V32H83ZM116 34V33H115ZM192 34V33H191ZM195 34V33H194ZM198 34V33H197ZM200 34H202V33H200ZM225 34V33H224ZM237 34V33H236ZM34 35V34H33ZM59 34H57V35H55L56 37H59L58 36ZM64 35V34H63ZM63 35H60V37H59V40H62V39H60L61 38V36H63ZM79 36V38L80 37H82V36ZM111 35H112V37L114 36L112 33H111ZM121 37H120V36ZM143 35V36H144ZM204 35V34H203ZM229 35V34H228ZM232 35H234V34H232ZM30 36V35H29ZM66 36V35H65ZM64 36V37H65ZM107 36H108V34H107ZM107 36H105V37H107ZM110 36V35H109ZM109 36L107 37V39H109ZM131 36H132V34H131ZM185 36H184V38H185ZM199 36V35H198ZM208 36V37H207ZM222 36H223V34H222ZM224 36H226V35H224ZM32 37V36H31ZM45 37V36H44ZM53 37V36H52ZM70 37V36H69ZM110 38V40L111 39H113V38ZM115 37H117V35L116 36H114V39H113V41L112 42H114L116 39H115ZM117 37V38H118ZM135 36L133 35V37H131L132 39L134 38ZM137 37V36H136ZM134 38L133 40H131V39H128V38H130V37H124V39L125 38H127L126 40L128 41V40H131V42L130 41H128L129 43H132V41L133 42H135V40L137 39V38ZM180 37H182V36H180ZM202 37V36H201ZM204 37V36H203ZM202 37V38H203ZM220 37H221V35H220ZM235 37V36H234ZM42 38V37H41ZM63 38V37H62ZM65 38H67V36L65 37ZM79 38H77V39H75V40H77V41H79ZM84 38H86L85 36H84ZM92 38V37H91ZM139 38V37H138ZM223 38V37H222ZM37 39V38H36ZM50 39V38H49ZM52 39V38H51ZM56 39V38H55ZM58 39V38H57ZM68 39V38H67ZM67 39H64L63 40V42H65V40L67 41ZM107 39H105V40H107ZM119 39V40H120ZM181 39V38H180ZM195 39H196V37H195ZM204 39V38H203ZM218 39H220V38H217L216 40H218ZM225 39V38H224ZM54 40V39H53ZM58 40V41H59ZM69 40V43H72V41H74V40H72L71 42H70V39H68ZM89 40V39H88ZM118 40V39H117ZM186 40V39H185ZM188 40H190V39H188ZM192 40V39H191ZM25 41V40H24ZM58 41H56V42H53V45L55 44V43H57ZM76 41V42H77ZM80 41H81V38H80ZM86 41V40H85ZM92 41V40H91ZM107 41H109V40H107ZM121 41H125V40H121ZM126 41V42H127ZM137 41V40H136ZM182 41H184V39H182ZM207 41H208V39H207ZM240 41V40H239ZM27 42V41H26ZM46 42V41H45ZM45 42H44V44H45ZM59 42H62V41H59ZM58 42V43H59ZM62 42V43H63ZM75 42V41H74ZM75 42V43H76ZM90 41H88L87 43H89ZM110 42V41H109ZM187 41H185V43H186ZM190 42V41H189ZM214 42H216V41H214ZM40 43V42H39ZM58 43H57V45H56V47H55V49H57V52H58V50L59 49H61V48H63V47H65L64 46V43H63V45H62V43L60 44V45H62L63 47H60V45H58ZM67 42H65V44H66ZM68 43V44H69ZM86 43V44H87ZM125 43V42H124ZM137 43V42H136ZM175 43H177V42H175ZM181 43V42H180ZM184 43V42H183ZM213 43V42H212ZM237 43V42H236ZM49 44V46H50V44H52V42H50V43H47V45ZM67 44V45H68ZM77 44V43H76ZM81 43H79V45H80ZM85 44V45H86ZM134 44V43H133ZM132 44V45H133ZM138 44V43H137ZM179 44V43H178ZM205 44V43H204ZM249 44V43H248ZM248 44H246V45H248ZM46 45V46H47ZM53 45H51V46H53ZM66 45V46H67ZM116 44L115 43H113V47L112 48H115L116 47V50H118L117 49V45L115 46ZM127 45V44H126ZM135 45V44H134ZM139 45V44H138ZM175 45V44H174ZM181 45H182V43H181ZM189 46L190 44H184V46ZM197 45V44H196ZM214 45V44H213ZM213 45H211V46H213ZM215 45H217V44H215ZM225 45V44H224ZM223 45V46H224ZM243 45V44H242ZM246 45H244V46H246ZM19 48H17V47ZM26 46V45H25ZM44 46V45H43ZM45 46V47H46ZM49 46H47V48L49 47ZM60 48H59V47ZM70 45H68V47H67V49H69V53L71 54V51H70V47H69ZM71 46H72V44H71ZM75 46V45H74ZM74 46H72V47H74ZM87 46V45H86ZM110 46H112V45H110ZM115 46V47H114ZM122 47H118L119 49L120 48H123V46L125 47V44L123 45V43H122V45H121ZM130 46V45H129ZM128 46V47H129ZM136 46V45H135ZM183 46V47H184ZM198 46V45H197ZM210 46V45H209ZM223 46H221L220 48L222 49V47ZM228 46V45H227ZM238 46H239V44H238ZM34 46H26V48L24 49L23 47L21 48L20 46H18V45H16V44H14L13 42H12V38L10 37V38H7V40H5L4 42L2 41L1 42V40H0V202H1V204H2V202L3 201H7V200H13L12 199V193L14 192V190H17V188L19 189V188H21V190H17V191H15L14 193L17 195H19V198H20V200L22 199V201H23V203L25 204V203H27V201H29L31 198H35V196L37 197L40 193H39V191H42L41 192V194L43 193V189L41 190V188L39 187V186H35V187H37V192L39 193V194H37V195H35L34 193V185L36 184L37 185V182H36V179H32L31 178V175L29 174V175H27L29 172H28V168L30 167V168H34V170H33V172H36L37 173V177L39 176V175H41V178H43L44 176H45V179H46V177H51L52 176V178L54 177V179H56L57 180V178L59 177V175L61 174H59V169H58V167H60L61 165H62V163H64L65 161H66V159L68 158V157H70V155H72L73 153H82L83 155L85 154V153H88V151L91 149L89 146L91 145L90 143L88 144V140H87V142L86 143H83L81 140V138H82V135H84V136H86L87 134L89 135V133H87L86 135L85 134H82L83 132H85V131H87L88 130V128L90 129L91 128V126H92V130H95V127H97L98 129H101V131L103 132V136L102 135H100V136H102V137H104V140H105V142L109 139V134H110V132H112V131H115L114 130V128H113V130H112V127H111V123L113 122V121H116V122H125V121H127V123L128 122H132L133 123V121H132V119L133 120H135L133 117H134V114H136V112H135V110H137V109H135V108H138V109H140V111H137V117H136V115H135V117L137 118V120H135V122L137 121V123H139L138 125H139V129H140V131H141V133L142 134H140V136L142 135V142H143V140H144V142H153L154 141V138L155 137H153V133H155V132H153V133H150L149 131L147 132V130L146 129H148L149 130V125L151 124V125H153L155 122H153L152 123V121H154V119H153V117H151L152 115H151V112H152V114H154L155 112L157 113V109H155V107H154V110H155V112L154 111H151L153 108H151V106H149V105H152V107L154 106V103H153V101H151V104H149V101H147V100H149V98L152 96L153 97V91L155 90H152L150 87H152V86H149V84H150V81L148 82V80H151L152 81V77L151 78H149L148 79V77L146 76V77H144L143 78V76H142V78L143 79H140V74L142 75L143 74V72L141 73L140 71H139V73H136L134 70V66L139 62H137L135 59H131L132 61L134 60V62L136 63H133V62H131L130 61V59H129V62L127 61V62H125V63H133V64H131V66H133L132 67V69H134L133 71H134V73H136V74H134L133 76L134 77H136L135 75H137V80L138 79H140L141 81H139L138 80V82H132V83H130V79L131 78H127V79H129V80H127V81H129V83L127 82V85H125V87H127L128 85H130V86H134L133 84H136L135 86H134V89L132 88H130V89H127V88H129V87H127V88H122L121 90L118 88V90H117V92L116 91H113V92H111V94L113 95L112 97H111V95H109L110 97L108 98V96L106 95H104L105 94V92H104V94L103 93H100L101 94V96H102V94H103V96H104V98H103V96H102V98L104 99H100V101L98 100L97 102H98V104L96 105L95 104V98H96V96H95V98H94V101L95 102H93L92 100H90V101H88V99L90 98V96L87 98L86 97V100L88 101V102H91L92 101V103L91 104H89V103H86V101L85 100H83L84 99V97L83 96H80V95H77V92H75V93H71V89H73L71 86H73V85H71L70 87H68L69 85H67L66 84V82H64L65 84H66V86H65V84L64 83H62L64 80H65V77L64 76H66V75H64V76H62V75H60V74H64V73H72L71 72V68H72V66H74V65H71L70 67L71 68H68L69 67V65H70V63L69 64H61L62 65V68L64 67V65H65V67L63 68V69H65V68H68V71H67V69H65V70H62L61 69V71H62V73H58L59 71H60V61H56V62H59V64L58 63H54V64H58L59 65V67H57L56 65H55V67L57 68H54L55 69V71L56 70H59L58 72H57V76H58V74H59V77L60 76H62V77H64V78H62L63 79V81L61 82L62 84L61 85H63V87L65 86V87H67L68 88V90L67 91H65L66 89H62V90H60V88L58 89V87H60V84H58L57 82L59 81L60 82V78H59V80L58 81H56V83L58 84V87L57 86H55V81H54V83H53V81H51L50 79V81H49V83L48 82H46V81H48V80H45V76H47V78H50V75H49V77H48V74H51L50 73V71H51V69H53V68H50V69H48V70H50V71H48L47 69H44V73H42L43 71H42V69H40V65L38 66V62H40L39 61V58H42V55L44 56V57H46V59L49 57H47V50H46V53H43L44 51H43V49L45 48H41V50H40V52H34V50H38V48H40V47H38V48H36V49H34L33 48ZM37 47V46H36ZM54 47H53V50H54ZM71 47V48H72ZM77 47V46H76ZM88 47H90V45H88ZM109 47V46H108ZM131 48H129L128 49V51H130V49L132 50V46H130ZM199 47V46H198ZM215 47H217V46H215ZM232 47V46H231ZM230 47V48H231ZM20 48H21V50H20ZM50 48V50L51 51H49L50 53L51 52H53V50L51 49L52 47H49ZM66 48V47H65ZM80 48V50L81 49H83L84 47H79ZM86 49H87V47H85ZM111 47H109V51H108V48H107V56H108V54L109 55H112L114 52H112L111 54L109 53V52H111L110 51V49H112ZM125 48H127V47H125ZM135 47L133 46V49H134ZM137 48V49H138ZM177 48V47H176ZM189 48V47H188ZM191 48V47H190ZM195 48H197V47H194V49ZM209 48V47H208ZM219 48V49H220ZM229 48V49H230ZM34 49V50H33ZM74 49H75V51H74ZM76 49L77 48H73L72 49V52L74 51L75 52V54H73V55H76V53H79L78 52V50L76 51ZM86 49H84V51H86ZM179 49V52L180 51H182V48H178ZM181 49V50H180ZM184 50H183V54H185L184 52H185V50H187L186 48H183ZM198 49V48H197ZM196 49V50H197ZM211 49H215L214 47H212ZM228 49V48H227ZM243 48L241 47V50H242ZM247 49V48H246ZM251 49V48H250ZM64 50V49H63ZM62 50V51H63ZM88 50V49H87ZM114 50V49H113ZM112 50V51H113ZM116 50H114L115 51V53H116ZM124 50L125 49H122V51L124 52ZM218 50V49H217ZM225 50V49H224ZM39 51V50H38ZM83 51V52H84ZM119 51V50H118ZM117 51V52H118ZM122 51H121V53H122ZM127 51V50H126ZM133 51V50H132ZM134 51H136V50H134ZM177 51V50H176ZM203 51V50H202ZM206 51H209V50H206ZM211 51V50H210ZM219 51V50H218ZM217 51V52H218ZM225 51H228V50H225ZM236 52L238 51V49L237 50H235ZM234 51V52H235ZM261 51V50H260ZM55 52V51H54ZM56 52V53H57ZM92 52V51H91ZM90 52V53H91ZM94 52V51H93ZM120 52V51H119ZM178 52V53H179ZM211 52H214V51H211ZM222 52V51H221ZM224 52V51H223ZM50 53H49V55H50ZM55 53V54H56ZM60 53H61V50H60ZM60 53L58 52L57 54H59L60 55ZM64 53V52H63ZM62 53V58H69L68 60H70L71 59V57L69 56L70 54H68V51L66 50V55H65V53L63 54ZM106 53V52H105ZM114 53V54H115ZM126 53L127 52H125L124 53V55H123V53L120 55H118V53H117V56L115 55H112V60H113V57L115 58L114 60H118L119 62H123L124 61V59L126 58ZM209 53V52H208ZM208 53H206L207 55H209ZM232 53V52H231ZM238 53V52H237ZM236 53V54H237ZM260 53V52H259ZM57 54H56V56H57ZM67 54H68V56L69 57H66L67 56ZM71 54V55H72ZM80 54H86V53H79L78 54V56H76L77 57V59L79 58V55ZM95 54V53H94ZM129 54H131V53H129ZM148 54V55H147ZM181 53H179L178 54V56H183V55H180ZM205 54V55H206ZM46 55V56H45ZM84 55H82L81 56V59L82 58H84ZM89 55V54H88ZM87 55V56H88ZM106 55V54H105ZM141 55H143V57L141 56ZM186 56H187V54H185ZM204 55V56H205ZM207 55H206V57H207ZM213 55V54H212ZM212 55H210L211 57H213ZM220 56H221V54H219ZM224 55V54H223ZM239 55V54H238ZM260 55V54H259ZM258 55V56H259ZM86 56V55H85ZM86 56V57H87ZM91 56V55H90ZM125 58H124V57ZM136 56H138V57H136ZM145 56V57H146ZM232 56V55H231ZM263 56V55H262ZM50 57H51V55H50ZM54 57V55H52V59H54L53 58ZM59 57V56H58ZM58 57H55V58H57L58 59ZM60 57V58H61ZM74 57V56H73ZM75 57V58H76ZM132 57V58H133ZM141 57H142V60H141ZM196 57V56H195ZM223 57V56H222ZM238 57V56H237ZM242 57V56H241ZM91 58H92V56H91ZM96 58V57H95ZM105 58H107L106 56H105ZM108 58H110L109 56H108ZM107 58V61H109V60H111V58L110 59H108ZM124 58V59H123ZM128 58H130V57H128ZM146 58V59H147ZM181 58V57H180ZM240 58V57H239ZM239 58H238V60H239ZM101 59H103V58H101ZM146 59H144V61L143 62H146L145 64H147V62H148V66H150L149 67V71H150V68H151V66L152 65H149V64H151L152 62H153V60L152 61H145ZM159 59H161V57H159ZM182 59H184V58H182ZM215 59H216V57H215ZM215 59H212V60H215ZM218 59V61H220L219 60V58H217ZM216 59V60H217ZM241 59V58H240ZM263 59V58H262ZM38 61V62H36V61ZM49 60H50V58H49ZM56 60V59H55ZM55 60H54V62H55ZM60 60V59H59ZM66 60V59H65ZM72 60H74V58H72ZM71 60V61H72ZM79 60H80V58H79ZM86 60V59H85ZM88 60H90V59H88ZM125 60H127V59H125ZM158 60V59H157ZM166 60V59H165ZM175 60H177L176 62H175ZM207 60V59H206ZM225 60V59H224ZM229 60V59H228ZM243 60V59H242ZM44 61H45V59H44ZM50 61H52V60H50ZM82 61H84V59L83 60H80V61H77V62H80L81 64H82ZM106 61V60H105ZM115 61V62H116ZM249 60H247V62H248ZM41 62H42V60H41ZM46 62V61H45ZM48 62V61H47ZM46 62V63H47ZM85 63H83V64H86L85 65V68H87V66H88V62L87 61H84ZM87 62V63H86ZM100 62V61H99ZM181 62V61H180ZM179 62V63H180ZM244 62V61H243ZM61 63H63V60H61ZM65 63H68V61H65ZM75 63V66H77L76 65V62H74V61H72V64H74ZM106 63V62H105ZM110 63V62H109ZM181 63H183L184 64V62H181ZM226 63V62H225ZM231 63V62H230ZM238 63V62H237ZM37 64V65H36ZM44 66H45V64L44 63H42ZM41 64V65H42ZM51 65H52V63H50ZM78 64V63H77ZM80 64V66H82ZM96 64H98L97 62H96ZM107 64V63H106ZM106 64L104 65L103 64V67H101V68H103L102 70L106 73V71L104 70L105 69V67L107 68V66H106ZM111 65L112 64H114V62L112 61V63H110ZM120 64V63H119ZM117 62H116V64H114V66H117V65H119ZM128 64H126L125 66H127L128 68H129V66H130V64H129V66H128ZM139 64V63H138ZM138 64H137V67H141L142 65L144 66V64H140L141 66H138ZM182 64V65H183ZM207 64V63H206ZM47 65H49V62H48V64ZM68 65V66H67ZM89 65H91V64H89ZM108 65V64H107ZM122 65L124 66V64L122 63ZM168 65V64H167ZM178 65V64H177ZM181 65V64H180ZM184 65H186V63L184 64ZM183 65V66H184ZM217 65H219V64H217ZM50 66V65H49ZM80 66H78L80 69H82L83 70V68H84V66H82V68L80 67ZM105 66V67H104ZM108 66H110V65H108ZM120 66V65H119ZM148 66H145V67H143L144 69H142V70H144L145 72L147 71V67ZM208 66V65H207ZM215 66V65H214ZM231 66V65H230ZM52 67V66H51ZM53 67H54V65H53ZM91 67V66H90ZM88 68L90 71H91V68ZM92 67L94 68V66H93V64H92ZM111 67V66H110ZM113 67V66H112ZM120 67H122V66H120ZM136 66H135V68H137ZM178 67H180V66H178ZM217 67V66H216ZM239 67V66H238ZM241 67H244V66H242L241 65ZM240 67V68H241ZM44 68H46V66L44 67ZM74 68V70H75V67H73ZM84 68V69H85ZM97 68V67H96ZM109 68V67H108ZM118 66H117V68H115V69H117L118 70ZM123 68V67H122ZM121 68V69H122ZM125 68V67H124ZM142 68V67H141ZM141 68H139V70H141ZM170 68V69H171ZM233 68H235L234 66H233ZM53 69V70H54ZM88 69H85V70H87L88 71ZM95 69V68H94ZM100 69V68H99ZM110 69V68H109ZM112 69H114V68H112ZM114 69V70H115ZM121 69L119 70V71H121ZM126 69V68H125ZM123 69L124 70V72H127L126 70H128V69ZM181 69V68H180ZM183 69V68H182ZM238 69V68H237ZM237 69H235V70H237ZM45 70H47V72H49L47 75H45V73H47ZM73 70V69H72ZM79 69L77 68L76 69V72L75 73H77V71H78ZM114 70H112L111 71V73H114L115 71ZM131 70V69H130ZM130 70H128V71H130ZM136 70H138V69H136ZM141 70V71H142ZM186 70V69H185ZM235 70H232V71H235ZM263 70V69H262ZM64 71V72H63ZM66 71V72H65ZM81 71V70H80ZM40 72V73H39ZM83 72H85V71H83ZM110 72V71H109ZM109 72H107V73H109ZM118 72V71H117ZM122 73H124L123 71H121ZM121 72H118V73H120L121 74ZM132 72V70L130 71V72H127V73H131ZM226 72V71H225ZM229 72V71H228ZM54 73V74H53ZM52 74L53 75H56V72H53ZM78 73H79V71H78ZM99 73V72H98ZM117 73V74H118ZM127 73H125V74H127ZM146 73H148V72H146ZM146 73H144L145 75H149V74H146ZM173 73H174V70H173ZM223 73V72H222ZM30 74H32V75H30ZM43 74L45 75L44 77H43ZM73 74H74V71H73ZM80 74H81V72H80ZM80 74H78V75H80ZM85 74V76H88V74L85 72L84 73ZM124 74V76H127V75H125ZM143 74V75H144ZM180 74V73H179ZM226 74H228V73H226ZM226 74H225V77H226ZM52 75V76H53ZM72 74H70V78L71 77H73V75L71 76ZM77 75V76H78ZM82 76H83V78L85 77L83 74H81ZM89 75H91V74H89ZM96 75V74H95ZM100 75H102L101 74V71H100ZM107 75H109V74H107ZM111 75V74H110ZM109 75V76H110ZM115 75V74H114ZM119 75V74H118ZM122 75V74H121ZM139 75V76H138ZM144 75V76H145ZM154 75V74H153ZM173 75V74H172ZM51 76V77H52ZM56 76V77H57ZM102 76H104V74L102 75ZM124 76L122 75V78H124ZM132 76V74H130V77ZM55 77V76H54ZM54 77H52L51 79L53 80V78ZM67 77V76H66ZM75 77V76H74ZM94 78H95V76H93ZM96 77H99L100 78V76H97L96 75ZM104 77H106V76H104ZM112 77V76H111ZM129 77V76H128ZM133 77V79H135ZM150 77V76H149ZM239 77V76H238ZM254 77V76H253ZM67 78H69V76L67 77ZM77 80H78V78L77 77H75ZM75 78L73 79L74 80V82L76 81L75 80ZM79 78H80V76H79ZM83 78H82V80H83ZM86 78V77H85ZM84 78V79H85ZM117 78H119V77H117ZM126 78V77H125ZM145 78H147L146 80H145ZM236 78V77H235ZM252 78V77H251ZM58 79V78H57ZM61 79V80H62ZM114 79H116V76H115V78ZM120 79L121 78H119V81H120ZM135 79V80H136ZM221 79V78H220ZM56 80V79H55ZM88 80V79H87ZM100 80V79H99ZM99 80H97V82L96 83H100V82H98ZM108 80V79H107ZM154 80V79H153ZM159 80V79H158ZM219 80V79H218ZM232 80V79H231ZM65 81H67V83H68V79L67 80H65ZM79 81L80 80H78L77 81V83L79 84ZM84 81H86V80H84ZM94 81H96L95 79H94ZM104 81V80H103ZM126 81V80H125ZM155 81V80H154ZM153 81V82H154ZM174 81V80H173ZM221 81H222V79H221ZM220 81V82H221ZM241 81V80H240ZM255 81V80H254ZM253 81V82H254ZM35 82H38L39 83V85L38 84H35ZM50 82H51V85L54 87L55 86V89L54 88H52V87H50ZM90 82V81H89ZM88 82V83H89ZM93 82V81H92ZM102 82V81H101ZM111 82V81H110ZM115 82V81H114ZM225 82V81H224ZM246 82H247V80H246ZM70 83H72V82H70ZM76 83V84H77ZM84 83V82H83ZM82 83V84H83ZM86 83V82H85ZM84 83V84H85ZM87 83V84H88ZM108 82H106V84H107ZM157 83H158V81H157ZM232 83V82H231ZM241 83V82H240ZM247 83H249V82H247ZM54 84V85H53ZM69 84V83H68ZM72 84H74V83H72ZM100 84H102V83H100ZM112 84H114V83H112ZM112 84H111V87H112ZM118 84H119V82H118ZM151 84H153L152 82H151ZM221 84V83H220ZM237 84V83H236ZM261 84V83H260ZM81 85V84H80ZM115 85V84H114ZM124 85V84H123ZM159 85V84H158ZM160 85H161V83H160ZM228 85V84H227ZM239 85V84H238ZM244 85V84H243ZM247 85V84H246ZM256 85V84H255ZM255 85H253V86H255ZM74 86H76V85H74ZM79 86V85H78ZM104 86V85H103ZM120 86H121V83H120ZM148 86H149V89H151V90H149L148 91ZM261 86V85H260ZM259 86V87H260ZM56 87H57V89H56ZM77 87V86H76ZM83 88L85 87V85L84 86H82ZM86 87H87V85H86ZM97 87V86H96ZM100 87V86H99ZM106 87V86H105ZM231 87V86H230ZM62 88V87H61ZM69 88H71V89H69ZM75 88V87H74ZM77 88H80V87H77ZM109 87H107V88H104V89H108ZM113 88V87H112ZM114 88H116V86L114 87ZM143 88L145 89V91L143 90ZM147 88V89H146ZM180 88V87H179ZM217 88V87H216ZM228 88V87H227ZM226 88V89H227ZM239 88H240V86H239ZM253 88V87H252ZM261 88V87H260ZM26 89H27V91H26ZM31 89H33V91L31 90ZM90 89V88H89ZM88 89V90H89ZM102 89V90H101ZM117 89V88H116ZM115 89V90H116ZM138 89V90H137ZM140 89L142 90L141 92H140ZM222 89V88H221ZM241 89V88H240ZM29 90H31L32 91V93H33V96H31L29 93V95L31 96V98H30V96H28V95H26V93L27 92H30ZM47 92H46V91ZM82 89H80L79 91L81 92H78V94H81L82 95V91H81ZM92 90V89H91ZM97 90H99V89H97ZM105 90V91H106ZM114 90V89H113ZM252 90V89H251ZM255 90V89H254ZM73 91H76V88H75V90H73ZM78 91V90H77ZM84 91V90H83ZM93 91V90H92ZM100 91H104L103 90V88H100ZM100 91H98V92H100ZM110 91H111V88H110ZM136 91H138L139 92V95H138V97L136 96ZM223 91V90H222ZM230 91V90H229ZM259 90H257V92H258ZM107 93H109L108 92V90L106 91ZM221 92V91H220ZM238 92H241V91H238ZM263 92H264V90H263ZM263 92H262V94H263ZM31 93V94H32ZM95 93V92H94ZM106 93V94H107ZM223 93H225V92H223ZM223 93H221V94H223ZM98 94V93H97ZM100 94H98V95H100ZM138 94V93H137ZM152 94V95H151ZM155 94H156V92H155ZM217 94V93H216ZM239 94V93H238ZM246 94V93H245ZM244 94V95H245ZM77 95V96H76ZM234 95V94H233ZM240 95V94H239ZM79 96H80V99L82 98V100H83V102H84V106L83 105H81V106H79V109H78V107H76V103H75V101L77 100L78 101V99H79ZM236 96V95H235ZM238 96V95H237ZM241 96V95H240ZM260 96L261 95H258V97L256 98V99H254V102H252V106H253V109H255V110H253L252 108H251V106H249L250 107V110H252L253 112H249V113H247V111H249V110H247V111H243V109H241V112H246V113H242V114H244L243 116H245L246 114H250V115H248V116H251V118H248V121L250 120V122L248 123V121H247V123L249 124L248 125V129L249 130H251V129H253V133H255L254 131V129H256V127L254 126V125H256V123H257V118H258V116L259 115H261L264 111L262 110V108L264 107V101H262V100H264V99H261L260 98ZM263 96H264V94H263ZM73 97H75L76 98V100L73 98ZM105 97H106V99H105ZM231 97V96H230ZM262 97V96H261ZM98 98V97H97ZM96 98V99H97ZM208 98H210V97H208ZM236 98H238L239 99V97H235V99ZM242 98V97H241ZM240 98V99H241ZM253 98V97H252ZM79 99V100H80ZM147 99V100H146ZM165 99V98H164ZM207 99V98H206ZM212 99V98H211ZM69 100L70 101H73L72 103L71 102H69ZM150 100H152V98H150ZM242 100V99H241ZM76 101V102H77ZM81 101V100H80ZM209 102H210V100H208ZM221 101V100H220ZM226 101V100H225ZM79 102V101H78ZM82 101L80 102L81 104L83 103ZM96 102V103H97ZM137 102V103H136ZM216 102V101H215ZM236 102H237V99H236ZM238 102H243V101H238ZM45 103H47L48 104V107H47V105L45 104ZM132 103H133V106H134V104H135V107H133V109H132ZM246 103V102H245ZM39 104H42V105H39ZM79 104V103H78ZM87 104V105H86ZM93 104H95V106H93ZM213 104V103H212ZM237 104V103H236ZM240 104V103H239ZM248 104H249V101H248ZM138 107H137V106ZM223 105V104H222ZM238 105V104H237ZM241 105V104H240ZM244 104L242 103V105L241 106H243ZM42 106H43V108H42ZM157 106V105H156ZM247 106V105H246ZM47 107V109H46V111L44 110L45 108ZM244 107V106H243ZM243 107H241V108H243ZM262 107V108H261ZM84 108V110H82ZM197 108V107H196ZM224 108V107H223ZM246 108V107H245ZM41 109H43V110H41ZM191 109V108H190ZM194 109V108H193ZM225 109V108H224ZM230 109V108H229ZM261 109V110H260ZM264 109V108H263ZM41 110V111H40ZM83 111L82 113H80L81 111ZM226 110V109H225ZM233 110H237V108L236 109H233ZM246 110V109H245ZM260 110V111H259ZM188 111V110H187ZM221 111H223V110H221ZM220 111V112H221ZM227 111V110H226ZM87 112L89 113V114H87ZM135 112V113H134ZM192 112H194V113H192V114H190L189 112V114L191 115H188L187 114V116H190V117H185V118H187V119H185L184 121V123L186 124L185 125V134H186V147H185V145L183 144L182 146H184L185 148H184V150L186 151V153L187 154H185V156H183L184 157V164L186 165V168L185 169H187V168H189L190 166H192L193 164L189 161V160H191L190 158L187 160V158H185L187 155L189 156V155H191V156H195V157H197L195 160H197L196 161V163H198V171H199V173H198V176H199V178H201V179H199V180H202V184L200 185V183H201V181L199 182V184L198 183H196L198 186H196L199 190H197L195 187H194V190L193 191H201V193L203 194V196H202V199H200V200H203V201H199V202H204L203 204H204V206H206L205 208H209L210 207V205L212 206V204H214V208H213V211H211V212H215V223H216V225L218 226V229L223 233V235H225V237L227 238V235H229V234H234V235H236L238 238H237V240H236V242L234 241V242H232V244H233V248H234V251H236V254H237V256L239 257V259H238V262L237 261H234V262H232V264H241L242 263V261H243V258H244V254H243V250H242V248H241V246H240V243H239V240L240 239H242V238H245V240H249V241H252L253 240V238L251 239V236H248L249 234H248V230L250 229L249 227H250V225L251 224H253V222L256 220V222H257V219L258 220H261L262 219V216H261V218L259 219V216L258 215H264V213H263V210H264V208H263V210L262 211H260V212H262V213H260L259 212V214H257V212L255 211V210H257V209H255V207L257 208V206H259V204H257L256 202L258 201L257 199H259L260 197V199L262 200V199H264V196H257V192L260 190H264L263 189V186L262 185H260V183H263L262 181H260V183H259V186H262V188L261 189H259V190H257V186H258V179H260L259 177H261V176H257V174L259 173V172H253L252 173V175L250 176V174H249V171L250 170H246L245 168H243L242 166H241V163H242V158L243 157H249V160L250 161H254L253 160V158H252V156L251 155H253V154H251V152H252V148H249V149H251V150H249L248 152L250 153V156H242L241 157V159H236V158H232V159H230L229 158V155L231 156L234 152V150H235V148H233L234 146H237V145H235V144H238V143H236V140L237 141H240V140H238V137H236L237 136V134H236V132L234 131L233 133H231V134H235V135H229V136H224V131H223V122L221 121V120H218L219 118H216L217 120H218V122H213V124L214 125H211V128H210V132H211V134L210 133H207V130L205 129L206 128V124H208V121H209V117L210 116H208V113H207V111H203V110H194V111H192ZM215 112H216V110H215ZM214 112V113H215ZM224 113H225V111H223ZM229 112V111H228ZM262 112V113H261ZM80 113V114H79ZM238 114L239 113H234V116L233 117H237L238 116ZM264 114V113H263ZM226 115V114H225ZM153 116H155V117H157L156 115H153ZM214 117H216V114L215 115H213ZM217 116H219L218 114H217ZM247 116V115H246ZM227 117V116H226ZM231 118V117H230ZM262 118H264V115H263V117L261 116V118H260V116H259V119H262ZM153 119V120H152ZM156 119V118H155ZM215 119V118H214ZM227 119H224L223 121H226ZM235 120V119H234ZM239 120V119H238ZM237 120V121H238ZM214 121V120H213ZM231 121H233L232 119H231ZM240 121H242V120H240ZM134 122V123H135ZM260 122V121H259ZM133 123V124H134ZM225 123V122H224ZM114 124V123H113ZM112 124V125H113ZM157 124H158V121H157ZM231 124V123H230ZM234 124V123H233ZM259 124H261L260 126H264V123H263V119H262V123H259ZM88 125H90V127L88 126ZM209 125V124H208ZM227 125V124H226ZM246 125V124H245ZM117 126H118V124H117ZM134 126H137L136 125V123H135V125ZM238 126V125H237ZM101 127V128H100ZM156 127V126H155ZM155 127H153V129L152 130H154L155 129ZM225 127H227V126H225ZM235 127V126H234ZM241 127V126H240ZM255 127V128H254ZM150 128H152V126H150ZM243 128V127H242ZM246 128V127H245ZM118 129V128H117ZM227 129V128H226ZM232 129V128H231ZM229 130L228 132H232L233 131V129L232 130ZM257 129H259V128H257ZM264 129V128H263ZM80 130H83L82 131V133L80 132ZM112 130V131H111ZM173 130V129H172ZM244 130V129H243ZM260 130H261V127H260ZM259 130V131H260ZM89 131V130H88ZM120 131V130H119ZM151 131V130H150ZM156 131V130H155ZM166 131V130H165ZM209 131V130H208ZM214 131V132H213ZM239 131H240V129H239ZM242 131V130H241ZM246 130H244V131H242V132H244V133H246L245 132ZM81 133V136L80 135H78V133ZM90 132V131H89ZM92 132V133H91ZM90 133H91V135L92 134H95L96 132L94 131V133H93V131H91ZM99 132V134H100V131H98ZM101 132V133H102ZM264 133V131H260L259 133ZM79 133V134H80ZM86 133V132H85ZM116 133V132H115ZM216 133V134H215ZM249 134H251L250 132H248ZM258 133V134H259ZM98 134V133H97ZM114 134V133H113ZM153 134V135H152ZM240 135H243V134H241V133H239ZM256 134V133H255ZM254 134V135H255ZM40 135H42V137L40 138ZM156 135V134H155ZM182 135V134H181ZM262 136H264V134H261ZM80 138H79V137ZM90 136V135H89ZM95 136H96V134H95ZM99 136V135H98ZM114 136V135H113ZM256 136H257V134H256ZM255 136V137H256ZM262 136H260V138H262ZM44 137H47V140H48V143L47 142H45V140L43 139ZM91 137L92 138H98L97 136L96 137H94V136H90V137H88L89 139H91ZM117 137V136H116ZM185 137V136H184ZM235 137V138H234ZM246 136H244V138H245ZM66 138V139H65ZM112 138V137H111ZM119 138H120V136H119ZM118 138V139H119ZM140 138V139H141ZM240 138H242L241 136H240ZM239 138V139H240ZM244 138H242V139H244ZM248 138H251V137H246V139H248ZM253 138H254V136H253ZM257 138V137H256ZM255 138V139H256ZM81 139V140H80ZM87 139V138H86ZM86 139L84 140V141H86ZM98 139H101L102 140V138L100 137V138H98ZM97 139V140H98ZM117 139V138H116ZM121 139V138H120ZM180 139V138H179ZM184 139V138H183ZM226 140V142H229L230 143V145H229V143L228 144H226V143H224L223 142V140ZM245 139V140H246ZM252 139V138H251ZM80 140V141H79ZM92 140V139H91ZM94 140V139H93ZM96 140V139H95ZM96 140V141H97ZM103 140V141H104ZM123 141H124V139H122ZM156 140V139H155ZM249 140V139H248ZM110 141V140H109ZM120 141V140H119ZM126 141V140H125ZM134 141V140H133ZM180 141V140H179ZM185 141V140H184ZM256 141V140H255ZM260 141V140H259ZM91 142V141H90ZM93 142V141H92ZM100 141H97V143H99ZM108 142V141H107ZM111 142V141H110ZM143 142V143H144ZM219 143V142H221V143H223L224 145H226V147H227V150H226V152L228 153H226L225 151L223 152V153H226V154H224V157H226L225 158V162H226V166L228 167L227 169H229V168H231V169H233L234 170V172H235V175L236 176H234L235 178H236V180H235V182L233 183V184H231L230 186H228V187H226V188H224V189H222V190H219L217 187H216V184H217V181L218 180H216V176H215V174H217V173H215V166H217V165H220L221 163H223L222 161H223V157H222V154L223 153H221V154H218V151H220L221 152V150L220 149H216V148H214L213 146H215L216 145V143ZM258 142V141H257ZM262 142V141H261ZM142 143V144H143ZM242 143V142H241ZM243 143H244V140H243ZM246 143V142H245ZM253 143V142H252ZM251 143V144H252ZM260 143V142H259ZM262 143H264V142H262ZM127 144V143H126ZM131 144H132V141H131ZM141 144V145H142ZM145 144V143H144ZM256 144V143H255ZM258 144V143H257ZM97 146V144H95L94 143V145H92V146ZM107 145V144H106ZM110 145V144H109ZM147 145V144H146ZM229 145V146H228ZM238 145H241V144H238ZM261 145V144H260ZM91 146V147H92ZM99 146V145H98ZM126 146V145H125ZM131 146V145H130ZM150 146V145H149ZM213 147V148H211V149H208L207 150V147ZM230 146L232 147V148H230ZM244 146V149H246V146H248V145H243ZM253 145H251V146H249V147H252ZM262 146V145H261ZM202 147H203V149L204 150H201L202 149ZM204 147H206V149L204 148ZM219 147V146H218ZM223 148L225 147V146H222ZM238 147H242V146H237L236 147V149H239ZM256 147V146H255ZM255 147H253V148H255ZM264 147V146H263ZM94 148V147H93ZM142 148H143V145H142ZM147 148V147H146ZM220 148H221V146H220ZM261 148V147H260ZM260 148H259V151H261L260 150ZM96 149V148H95ZM95 149H94V153H95ZM143 149H145V148H143ZM182 149V148H181ZM187 149H189V150H187ZM242 149H243V147H242ZM205 150H207V151H205ZM230 150H232V154H229L231 151ZM248 150V149H247ZM263 150V149H262ZM98 151V154H99V150H97ZM96 151V152H97ZM201 151V152H200ZM204 151V152H203ZM230 151V152H229ZM242 151V150H241ZM244 151H246V150H244ZM256 151V150H255ZM93 152V151H92ZM202 152L203 153H207V155L205 156V157H209V158H211V159H213L212 161H213V163H212V165L213 166H211V164L209 165V167H207L206 165H202V163L200 162V160H198V159H200V157H201V155H202ZM235 152H236V154H238L237 153V151L235 150ZM248 152H246V153H248ZM184 153L185 152H182V154L184 155ZM256 153H258V151H256ZM259 153H262V152H259ZM82 154H81V157H83L82 156ZM92 154V155H91ZM143 154V153H142ZM79 154H77V156H78ZM87 156H88V154H86ZM86 155H85V157H83V159L84 158H86ZM90 155L91 156H94V154L93 153H90ZM103 155V154H102ZM120 155V154H119ZM144 155H147V154H144ZM203 155H205V154H203ZM248 155V154H247ZM260 155V154H259ZM80 156V155H79ZM79 156H78V158L77 159H75L76 161L75 162H81V161H79L78 159H79ZM90 156V157H91ZM98 156V155H97ZM136 156V155H135ZM191 156H189V157H191ZM257 156V155H256ZM256 156L254 157V159L256 158ZM71 157H74V158H76V154L74 155V156H71ZM80 157V158H81ZM95 157H96V155H95ZM111 157V156H110ZM145 157V156H144ZM192 157V160L194 161V158ZM205 157H204V159H205ZM18 158H20V160L18 159ZM89 158V157H88ZM99 158V157H98ZM107 158V157H106ZM263 158V157H262ZM15 159H17V163H18V165L20 164V166H21V170H16L15 171V169L14 168H18L19 166H17V163L15 164L16 166L14 167V163L16 162H14V160ZM70 158H68V161H70L69 160ZM87 159V158H86ZM92 159H93V157H92ZM187 161H186V160ZM264 159V158H263ZM19 160V161H18ZM73 160V159H72ZM78 160V161H77ZM103 159H101V161H102ZM110 160V159H109ZM113 160H115V159H113ZM183 160V159H182ZM20 161H21V163H20ZM83 162H84V160H82ZM85 161H88V159L87 160H85ZM91 161H93V160H91ZM264 161V160H263ZM72 162V161H71ZM75 162L73 161V163L75 164ZM129 162V161H128ZM132 162V161H131ZM186 162H188L187 164H186ZM189 162L191 163V165L189 164ZM195 162V161H194ZM193 162V163H194ZM203 162V161H202ZM79 163H76V164H79ZM89 163V162H88ZM87 163V164H88ZM92 163V162H91ZM90 163V164H91ZM143 163H145V162H143ZM252 163H254V162H252ZM75 164V165H76ZM82 164V163H81ZM89 164V165H90ZM190 165L189 167H187V165ZM195 164V163H194ZM84 165H86L85 164V162H84ZM88 165V166H89ZM106 165V164H105ZM110 165V164H109ZM127 165V164H126ZM132 165H133V163H132ZM222 165V164H221ZM263 165L264 164H262V166H261V164H259V166H258V170L256 169V170H254V171H259V169H262L263 168ZM62 166H64V164L62 165ZM73 166V165H72ZM83 166V165H82ZM90 166H92V164L90 165ZM178 166V165H177ZM195 166H196V164H195ZM206 166V167H205ZM69 167V166H68ZM67 167V168H68ZM76 167H78V166H76ZM75 167V168H76ZM79 167H81L80 166V164H79ZM84 167V166H83ZM93 167V166H92ZM95 167H97V166H95ZM130 167V166H129ZM149 167V166H148ZM58 170H57V169ZM61 168V167H60ZM63 168V167H62ZM65 168V167H64ZM86 168V167H85ZM90 167H88V169H89ZM183 168H184V166H183ZM191 168V167H190ZM218 168V167H217ZM221 167H219L218 169H220ZM32 169H31V173H32ZM35 169H36V171H35ZM91 169V168H90ZM89 169V170H90ZM99 169V168H98ZM83 170V169H82ZM89 170H87V171H89ZM171 170V169H170ZM192 169H190V170H186L187 172H189V171H191ZM264 170V169H263ZM66 171V170H65ZM86 171V172H87ZM185 170H184V172H186ZM68 172V171H67ZM193 172V171H192ZM34 173H32V175H33ZM189 174V173H188ZM263 174V173H262ZM261 174V175H262ZM20 175V176H19ZM35 175V174H34ZM47 175V176H46ZM49 175V176H48ZM62 175V174H61ZM64 175V174H63ZM95 175V174H94ZM192 175H196L195 174V172L192 174ZM256 175V176H255ZM18 176H19V178H18ZM90 176V175H89ZM221 176V175H220ZM263 176V175H262ZM33 178H34V176H32ZM36 177V176H35ZM49 177V178H50ZM67 177H68V175H67ZM101 177V176H100ZM190 177H191V174H190ZM257 177V179L255 180V178ZM39 178H40V176H39ZM49 178H47L44 182H48V183H50L49 181H51V179L52 178H50V180H49ZM91 178V177H90ZM220 178V177H219ZM222 178V177H221ZM62 179V178H61ZM33 180V181H32ZM35 180V181H34ZM49 180V181H48ZM53 180V179H52ZM87 180V179H86ZM261 180H263V178H261ZM40 181V180H39ZM60 180H59V178H58V182H59ZM94 181V180H93ZM194 181V180H193ZM193 181H191V182H193ZM256 181V182H255ZM36 182V183H35ZM41 182V181H40ZM67 182H68V180H67ZM189 182V181H188ZM223 182V181H222ZM255 182V183H254ZM42 183V182H41ZM52 184H54L53 182H51ZM88 183V182H87ZM107 183V182H106ZM190 183V182H189ZM218 183H219V181H218ZM56 184V183H55ZM90 184V183H89ZM115 184V183H114ZM220 184V183H219ZM252 184H253V187L254 188H252ZM42 185H43V183H42ZM47 185V184H46ZM49 185V184H48ZM68 185V184H67ZM137 185V184H136ZM200 185V186H199ZM18 186H21V187H18ZM52 186V185H51ZM73 186V185H72ZM221 186H222V184H221ZM251 186V187H250ZM43 187L44 188H46L44 185H43ZM78 187V186H77ZM80 187V186H79ZM83 187V186H82ZM187 187H188V185H187ZM40 189V190H39ZM59 189H60V187H59ZM78 189V188H77ZM193 189V188H192ZM201 189V190H200ZM45 190V189H44ZM88 190V189H87ZM36 191V190H35ZM45 191H48L47 189L45 190ZM75 191H77V190H75ZM74 191V192H75ZM100 191V190H99ZM190 191H191V189H190ZM70 192H71V190H70ZM92 192V191H91ZM13 193V195H15ZM78 193V192H77ZM99 193V192H98ZM130 193V192H129ZM132 193V192H131ZM193 193H195V192H193ZM201 193H199V194H201ZM261 193H263L264 194V192L262 191ZM73 194V193H72ZM133 194V193H132ZM136 194V193H135ZM134 194V195H135ZM18 195H17V198H18ZM33 195H35V196H33ZM49 195H50V193H49ZM49 195H47V197L49 196ZM68 195V194H67ZM82 195V194H81ZM261 195V194H260ZM41 196V195H40ZM53 195H51L50 197H52ZM74 196V195H73ZM91 196V195H90ZM192 196V195H191ZM14 197H16V196H14ZM147 197V196H146ZM259 197V198H258ZM34 198H33V200H34ZM38 198V197H37ZM36 198V199H37ZM104 198V197H103ZM128 198H130V196L128 197ZM92 199V198H91ZM260 199H259V201H260ZM130 200H133V199H130ZM13 201H15V200H13ZM37 201V200H36ZM134 201H136V200H134ZM256 201V202H255ZM78 202V201H77ZM150 202V201H149ZM262 202V205L261 206H263L264 205V200L263 201H260V203ZM4 203V202H3ZM8 203V202H7ZM33 203H34V201H33ZM38 203V202H37ZM73 203V202H72ZM80 203V202H79ZM125 203H127V202H125ZM129 203V202H128ZM256 203V204H255ZM1 204H0V206H1ZM13 204V203H12ZM11 204V205H12ZM96 204V203H95ZM202 204V203H201ZM6 205V204H5ZM8 205H9V203H8ZM254 205H256L255 207H254ZM124 206V205H123ZM260 206V207H261ZM12 207H13V205H12ZM264 207V206H263ZM5 208V207H4ZM133 208V207H132ZM204 208V209H205ZM34 209H35V207H34ZM100 209V208H99ZM236 209H239V210H236ZM8 210V209H7ZM71 210V209H70ZM261 210V209H260ZM0 211H1V208H0ZM6 211V210H5ZM8 211H10V210H8ZM82 211V210H81ZM121 211V210H120ZM94 212V211H93ZM206 212H207V210H206ZM6 213V212H5ZM66 213V212H65ZM86 213V212H85ZM132 213V212H131ZM166 213V212H165ZM7 214V213H6ZM205 214V213H204ZM8 215V214H7ZM62 215V214H61ZM6 216V215H5ZM63 216V215H62ZM204 216V215H203ZM256 216H258V218L256 217ZM4 217V216H3ZM206 217V216H205ZM256 217V218H255ZM70 218V217H69ZM60 219V218H59ZM58 219V220H59ZM63 219V218H62ZM124 219V218H123ZM209 219H211L210 217H209ZM214 219V218H213ZM5 220V219H4ZM254 220V221H253ZM7 221V220H6ZM5 221V222H6ZM212 221V220H211ZM210 221V222H211ZM209 222V223H210ZM263 222H264V219H263ZM206 223H207V221H206ZM259 223H261V222H259ZM210 224H212V223H210ZM210 224H208V226H210ZM214 224V223H213ZM255 225V224H254ZM212 226V225H211ZM215 226V225H214ZM253 226V225H252ZM257 226H259V228H258V230L260 229V227H261V224H258ZM195 227V226H194ZM255 227H256V225H255ZM59 228V227H58ZM165 228V227H164ZM193 228V227H192ZM209 228H211V227H209ZM261 228H264V227H261ZM257 229V228H256ZM166 230V229H165ZM200 230V229H199ZM211 230H214V229H210V231ZM216 230V229H215ZM261 230H264V229H261ZM260 231V230H259ZM258 231V232H259ZM200 232V231H199ZM264 232V231H263ZM196 233V232H195ZM211 233H213L212 231H211ZM216 233H217V231H216ZM262 233V232H261ZM248 234V235H247ZM167 235V234H166ZM258 235H261V234H258ZM262 235H263V233H262ZM212 236V235H211ZM218 236V235H217ZM220 237V236H219ZM235 237V236H234ZM259 237H261V236H259ZM211 238H213V237H210V238H208V239H211ZM218 238V237H217ZM219 239V238H218ZM221 239H223V238H221ZM235 239V238H234ZM233 239V240H234ZM213 240H214V238H213ZM150 241V240H149ZM153 241V240H152ZM210 241V240H209ZM224 241H226V240H224ZM248 241V242H249ZM151 242V241H150ZM212 242V241H211ZM210 242V243H211ZM215 242V241H214ZM155 243V242H154ZM153 243V244H154ZM221 243V242H220ZM227 243V242H226ZM228 243H231V241H229ZM227 243V244H228ZM174 244V243H173ZM223 244H225V243H223ZM176 245V244H175ZM221 245V244H220ZM159 246V245H158ZM256 246H257V243H256ZM258 246H259V244H258ZM221 247H223V246H221ZM260 247H261V244H260ZM264 247V246H263ZM159 248V247H158ZM167 248V247H166ZM172 248V247H171ZM256 248V247H255ZM177 249V248H176ZM264 249V248H263ZM160 250V249H159ZM174 250V249H173ZM222 250V252L224 253V251H223V249H221ZM256 250V249H255ZM260 250V249H259ZM169 251H172L171 249L169 250ZM227 251H229V250H227ZM231 251V250H230ZM161 252V251H160ZM159 252V253H160ZM176 252V251H175ZM232 252V251H231ZM259 252V251H258ZM166 253V252H165ZM169 253V252H168ZM252 253V252H251ZM256 253V252H255ZM260 253V252H259ZM173 254V253H172ZM175 254V253H174ZM232 254V253H231ZM261 254V253H260ZM259 254V255H260ZM161 255V254H160ZM166 255V254H165ZM258 255V254H257ZM174 256V255H173ZM229 256V255H228ZM230 259V258H229ZM172 260V259H171ZM177 260V259H176ZM236 260H237V258H236ZM179 261V260H178ZM225 261V260H224ZM260 261V260H259Z\"/></svg>","mask_w":264,"mask_h":264}]
</instances>
